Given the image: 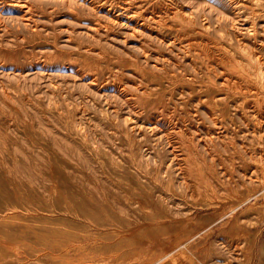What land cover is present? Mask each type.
Listing matches in <instances>:
<instances>
[{"label": "rangeland", "instance_id": "1", "mask_svg": "<svg viewBox=\"0 0 264 264\" xmlns=\"http://www.w3.org/2000/svg\"><path fill=\"white\" fill-rule=\"evenodd\" d=\"M0 264H264V0H0Z\"/></svg>", "mask_w": 264, "mask_h": 264}, {"label": "bare ground", "instance_id": "2", "mask_svg": "<svg viewBox=\"0 0 264 264\" xmlns=\"http://www.w3.org/2000/svg\"><path fill=\"white\" fill-rule=\"evenodd\" d=\"M91 2V1H90ZM211 48V47H210ZM221 51H223V49H220ZM208 53V52H207ZM226 53V52H225ZM239 63V62H238ZM235 64V63H234ZM230 65V64H229ZM245 65V64H244ZM237 67V66H236ZM236 67H234V70H235V68ZM243 68V67H242ZM245 69V68H244ZM227 71V70H226ZM229 72V71H228ZM250 72V71H249ZM232 73V72H231ZM239 77H240V75H239ZM255 89V88H254ZM238 90V89H237ZM240 90V89H239ZM183 124V123H182ZM165 135V134H164ZM261 139V138H260ZM261 144V143H260ZM125 146V145H124ZM146 147V146H145ZM125 149V148H124ZM148 151H151V150H148ZM159 153V152H158ZM127 154V153H126ZM156 158V157H155ZM155 160V159H154ZM123 166V165H122ZM149 166V165H148ZM162 170V169H161ZM150 173V172H149ZM162 173V172H161ZM149 175V174H148ZM163 176V175H162ZM121 178V177H120ZM138 178V177H137ZM122 180V179H121ZM108 183L109 184H111V185H113V183L110 181V180H108ZM149 189V188H148ZM109 190V189H108ZM111 190H112V188H111ZM160 191H161V189H160ZM108 194H110V192H108ZM161 195H163V194H161ZM143 196V195H142ZM90 197V196H89ZM113 197V196H112ZM125 197V196H124ZM209 197V196H208ZM228 197V196H227ZM109 198V197H108ZM211 198V197H210ZM93 200V199H92ZM153 200V199H152ZM161 201H163V199L161 200ZM94 202V201H93ZM147 202V201H146ZM155 202V201H154ZM153 202V203H154ZM152 203V202H151ZM162 203V202H161ZM156 204V203H155ZM156 207H153V209H155ZM156 210V209H155ZM71 213V212H70ZM152 213H151V208H149V210L148 211H145V210H143L142 211V215L144 216V218H146V217H148L149 215H151ZM234 222V221H233ZM203 223V222H202ZM128 227V226H127ZM172 234V233H171ZM186 243V242H185ZM129 244V243H128Z\"/></svg>", "mask_w": 264, "mask_h": 264}]
</instances>
